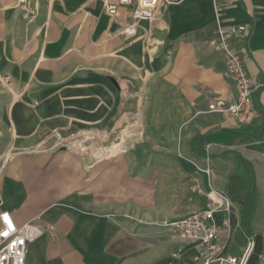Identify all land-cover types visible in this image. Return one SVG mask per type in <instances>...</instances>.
Here are the masks:
<instances>
[{
    "label": "crops",
    "instance_id": "obj_1",
    "mask_svg": "<svg viewBox=\"0 0 264 264\" xmlns=\"http://www.w3.org/2000/svg\"><path fill=\"white\" fill-rule=\"evenodd\" d=\"M61 1L34 0L40 14L27 24L17 0H0V213L54 231L29 243L26 264H131L110 246L119 234L103 214L161 216L146 209L161 170L147 168L152 155L179 172L185 207L208 206L219 189L231 226L264 234V0H170L133 35L125 9L114 18L105 0L100 12L92 0ZM217 9L248 27L241 46L260 113L251 124L205 112L236 92L214 44Z\"/></svg>",
    "mask_w": 264,
    "mask_h": 264
},
{
    "label": "built area",
    "instance_id": "obj_2",
    "mask_svg": "<svg viewBox=\"0 0 264 264\" xmlns=\"http://www.w3.org/2000/svg\"><path fill=\"white\" fill-rule=\"evenodd\" d=\"M34 0H17V7L28 19L36 16ZM170 0H105V11L111 17H119L122 9L128 13L124 32L136 33L140 22H153L161 5L172 4ZM248 30L243 23L225 22L219 9L215 19V47L224 53L227 61L226 76L231 80L236 92L229 98H217L208 103L205 112L226 114L240 124L255 122L260 113L255 105V85L245 65L244 49L241 42ZM211 203L205 208L195 209L184 217L173 221L172 232L182 239L193 242L207 253L208 264H246L254 237L242 256L222 252L218 244L221 226H229L233 203L231 197L219 189L210 188ZM223 213L219 221L217 213ZM36 221L18 225L12 214L5 210L0 213V264H26L28 245L44 233ZM209 254V255H208Z\"/></svg>",
    "mask_w": 264,
    "mask_h": 264
},
{
    "label": "rangeland",
    "instance_id": "obj_3",
    "mask_svg": "<svg viewBox=\"0 0 264 264\" xmlns=\"http://www.w3.org/2000/svg\"><path fill=\"white\" fill-rule=\"evenodd\" d=\"M76 1L77 0H62L61 4L64 8H73ZM103 3L104 0H92V5L90 6L100 12L101 4L103 5ZM34 5L36 7V16L33 19L30 20L23 15V19L26 20L27 24L35 21L40 14L39 4L37 5V3H34ZM84 22L85 24H93L88 21ZM84 22H82L81 25H83ZM61 134L62 133H60V136ZM76 136L78 135L76 134ZM149 137L148 135V138ZM75 141H77V139ZM119 149L122 148L119 147L114 152H117ZM150 155H152L151 152ZM148 158L147 168L151 167L153 171L155 168H160L161 170L155 175V178L148 179V183L152 182V185L155 181L157 182V192L156 194H147L146 209L148 213H151L156 204L157 207L161 209V216L158 217V219L153 218L138 222L137 217L133 215H126V217H124L122 209L119 208L114 211L109 210L105 212L103 216L114 223L117 229L116 233L119 234L114 241L110 242V246L113 245V249L115 250L127 252L126 255L129 256L131 264H208L207 253L199 249L193 242L175 235L170 226L173 221L195 210L185 207L192 197V194H188L186 190L183 189V180L179 172L171 171L167 163L158 162L153 155ZM220 213H217V215ZM260 213L262 217H264L262 211H260ZM231 216H233V214ZM262 217H260V221L263 219ZM233 220L234 218L232 219L231 217V221ZM236 223L237 221L234 222V227L237 228L236 230L233 225L231 226V222L229 226H223L226 228L228 234H234V238L231 236L228 240H223L221 236L222 231L220 230V240L218 244L222 247V252H229L242 256L244 252L249 249L250 242L253 239L251 236L253 235L252 233H254V226L247 223H241V225L237 226ZM42 228L45 229L42 235L47 234L53 237L54 231L52 228L46 226H42ZM255 228L258 231L259 229H263L264 226H256ZM244 231L245 233H243ZM242 237L246 240L245 245L239 241ZM122 258L123 257L120 259Z\"/></svg>",
    "mask_w": 264,
    "mask_h": 264
},
{
    "label": "trees",
    "instance_id": "obj_4",
    "mask_svg": "<svg viewBox=\"0 0 264 264\" xmlns=\"http://www.w3.org/2000/svg\"><path fill=\"white\" fill-rule=\"evenodd\" d=\"M264 252V234L257 233L254 237V246L247 259L246 264H264L262 258Z\"/></svg>",
    "mask_w": 264,
    "mask_h": 264
},
{
    "label": "bare ground",
    "instance_id": "obj_5",
    "mask_svg": "<svg viewBox=\"0 0 264 264\" xmlns=\"http://www.w3.org/2000/svg\"><path fill=\"white\" fill-rule=\"evenodd\" d=\"M114 147H117L116 145H113V146H111L110 148H114ZM104 148V147H103ZM110 150V149H109ZM105 155V154H104Z\"/></svg>",
    "mask_w": 264,
    "mask_h": 264
}]
</instances>
